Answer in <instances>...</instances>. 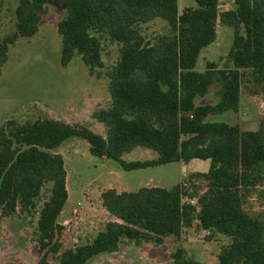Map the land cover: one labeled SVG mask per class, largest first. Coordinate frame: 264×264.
Segmentation results:
<instances>
[{
  "label": "trees",
  "instance_id": "obj_1",
  "mask_svg": "<svg viewBox=\"0 0 264 264\" xmlns=\"http://www.w3.org/2000/svg\"><path fill=\"white\" fill-rule=\"evenodd\" d=\"M194 1L195 8L180 14L177 0L18 1L15 32L0 44V75L8 46L36 35L50 4L64 11L57 24L63 65L78 55L93 73L102 68V39L118 45L117 61L106 73L111 106L93 114L106 137L49 119L0 126V217L18 207L35 209L42 188L50 186L38 212V264H47L48 255H55L57 264H87L116 252L121 239L162 245L194 222L230 239L214 264H264V223L243 210L262 181L264 117L255 131L207 120L238 112L243 71L256 85L264 83V0H233L235 10L226 12H219V0ZM154 20L163 21L168 31L150 38L142 28ZM218 24L233 30L227 53L231 68L220 70L207 62L204 71H196L201 50L216 40ZM215 83L216 102L197 105ZM71 138L85 141L94 154L126 172L192 160L210 165L206 173L191 174L188 187L105 190L101 206L114 221L90 243L59 253L62 226L57 220L68 195L63 158L51 151ZM137 147L154 151L157 159L122 160ZM172 264L202 263L186 260L178 249Z\"/></svg>",
  "mask_w": 264,
  "mask_h": 264
},
{
  "label": "rangeland",
  "instance_id": "obj_2",
  "mask_svg": "<svg viewBox=\"0 0 264 264\" xmlns=\"http://www.w3.org/2000/svg\"><path fill=\"white\" fill-rule=\"evenodd\" d=\"M18 1L0 0V44L15 32L14 11ZM221 4L224 7L230 4V10H235L233 0H222ZM195 6L194 0H177L179 14L185 8ZM63 16L64 11L59 6L48 5L37 34L17 39L8 46L7 60L0 75V126L10 121L24 123L49 119L83 125L106 137L104 125L95 120L93 114L111 106L106 73L117 61L118 45L102 39V68L93 73L78 55L63 65L61 38L57 32V24ZM142 29L150 38L168 31L161 20H154ZM216 35V40L201 50L196 71H204L207 62H214L220 70L231 68L227 53L233 30L218 24ZM242 73L238 112L211 115L207 120L238 125L243 131H255L264 117V83L256 85L249 72ZM217 89L215 83L205 97L196 99V104H214ZM51 153L63 158L68 195L57 220L62 226L57 237L59 253L90 243L106 223L113 220L101 206L100 197L105 190L121 193L136 192L145 187L170 189L178 184L188 187L189 176L207 172L210 165L209 161L192 160L187 164L174 162L126 172L116 162L98 157L85 141L78 138L66 140ZM157 157L154 151L137 147L124 154L122 160L145 162ZM198 184L203 190L202 183ZM49 191V185L42 188L35 209L18 207L9 217H0V264H38V212L49 197ZM243 210L250 218L264 223V166L262 181L245 199ZM229 243V238L212 230H203L194 222L179 238H164L162 245L121 239L116 252L101 254L87 264H172V255L178 249L183 250L188 261L214 264L221 249ZM47 264H57L56 256L48 255Z\"/></svg>",
  "mask_w": 264,
  "mask_h": 264
},
{
  "label": "crops",
  "instance_id": "obj_3",
  "mask_svg": "<svg viewBox=\"0 0 264 264\" xmlns=\"http://www.w3.org/2000/svg\"><path fill=\"white\" fill-rule=\"evenodd\" d=\"M221 2L222 0H219V6H218L219 12L233 11L230 10L231 9L230 4L228 5V7H224V5L221 4ZM197 173H206V172H197ZM112 221H114V219Z\"/></svg>",
  "mask_w": 264,
  "mask_h": 264
}]
</instances>
